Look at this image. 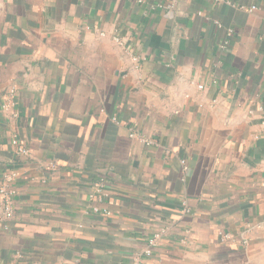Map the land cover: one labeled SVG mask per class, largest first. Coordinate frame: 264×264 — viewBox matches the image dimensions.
Here are the masks:
<instances>
[{
  "label": "crops",
  "instance_id": "1",
  "mask_svg": "<svg viewBox=\"0 0 264 264\" xmlns=\"http://www.w3.org/2000/svg\"><path fill=\"white\" fill-rule=\"evenodd\" d=\"M261 107L264 0H0V264H264Z\"/></svg>",
  "mask_w": 264,
  "mask_h": 264
},
{
  "label": "built area",
  "instance_id": "2",
  "mask_svg": "<svg viewBox=\"0 0 264 264\" xmlns=\"http://www.w3.org/2000/svg\"><path fill=\"white\" fill-rule=\"evenodd\" d=\"M217 3H223L225 0H215ZM253 9H250L252 11ZM114 41L123 45V39L119 35L114 36ZM136 60V59H135ZM138 62V61H137ZM200 90H203V86L198 87ZM15 89H11L9 93V101L11 102L12 98H14ZM260 111L264 114V107L259 108ZM115 120V119H114ZM264 125V122H263ZM130 137L132 139L139 140L147 145H151L153 143L152 140L146 139L141 136L137 131L131 130ZM14 145L17 147L16 154L27 156L29 154V150L25 148L24 145H20V143L15 140ZM182 165L184 170L188 169L187 162L185 160L182 161ZM16 179V175L12 174L6 177L5 182L0 186V228H4L8 230L11 226V223L15 220L16 217V209H15V197L17 195V191L14 187V182ZM95 192L98 194L99 199L102 196H105L104 183L101 180L100 182L95 184ZM94 198V194L92 195ZM94 212H99L98 207H94ZM106 214H110L108 211H105ZM161 241V233L154 234L153 237L149 240L148 246L143 251L135 257L134 264H145V259L152 256L153 251L158 246Z\"/></svg>",
  "mask_w": 264,
  "mask_h": 264
}]
</instances>
